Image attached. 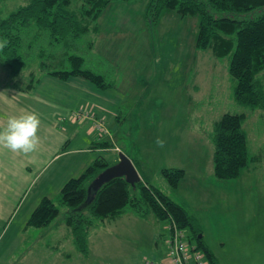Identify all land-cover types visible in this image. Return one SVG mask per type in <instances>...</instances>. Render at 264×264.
Here are the masks:
<instances>
[{
  "label": "rangeland",
  "instance_id": "rangeland-1",
  "mask_svg": "<svg viewBox=\"0 0 264 264\" xmlns=\"http://www.w3.org/2000/svg\"><path fill=\"white\" fill-rule=\"evenodd\" d=\"M146 1L110 3L98 19L94 47L87 48L91 40L87 35L76 52L85 57L87 68L115 81L114 87L101 92L113 100L107 109L98 110L74 95L70 83L48 75L34 90L17 87L0 65V118L7 121L9 116L35 111L40 126L49 123L52 154L65 148L86 149L95 140L113 142L115 149L98 152L96 157H104L112 166L123 154L136 163L140 178L196 218L202 230L199 235L224 264H264V114L234 101L227 58L220 60L195 48L197 16L168 12L159 23H150ZM26 2L2 0L0 18ZM83 106L103 118L110 136L90 120H69L70 110ZM224 113L245 114L249 152L258 158L230 180L213 173L210 133ZM158 137L165 141L162 148L155 143ZM3 149L1 160H5ZM78 155L79 151L67 157ZM67 157L52 159L48 169L31 177L19 193L22 199L0 224V264H143L146 259L166 264L170 221L153 215L126 214L108 227L93 230L87 258L77 251L68 231L65 236L63 209L50 226L23 231L42 197L55 196L68 179L81 174L83 169L60 166ZM59 168L62 174L57 176ZM164 168L185 171L177 188L163 176ZM251 228L260 231L253 240ZM187 233L196 243L194 233L190 229Z\"/></svg>",
  "mask_w": 264,
  "mask_h": 264
},
{
  "label": "trees",
  "instance_id": "trees-1",
  "mask_svg": "<svg viewBox=\"0 0 264 264\" xmlns=\"http://www.w3.org/2000/svg\"><path fill=\"white\" fill-rule=\"evenodd\" d=\"M140 1L27 0L0 18V41H8L7 47L0 50V65L16 84L21 85V77L26 74L28 89L36 87L44 75L61 81L78 77L98 90L111 89L115 81L87 68L85 57L76 52L87 35L91 36L87 48L94 47L99 34L98 19L110 3ZM168 12L181 17L197 16L195 48L210 51L220 60L227 58L234 101L264 114V0L146 1L145 16L150 23H159ZM244 122V113H224L213 123V173L218 179H235L258 159L250 155ZM98 145L112 147L109 140ZM109 166L104 157L96 158L79 176L68 179L56 196L43 197L31 212L26 227H47L63 209L72 242L82 256H87L90 234L107 221L127 212L139 218L153 215L157 220L174 222L178 228L190 229L196 248L204 253L209 264H219L199 235L202 230L196 218L143 178L130 184L124 177H114L96 191L91 189L94 179ZM162 174L171 187L177 188L185 171L164 168Z\"/></svg>",
  "mask_w": 264,
  "mask_h": 264
},
{
  "label": "crops",
  "instance_id": "crops-1",
  "mask_svg": "<svg viewBox=\"0 0 264 264\" xmlns=\"http://www.w3.org/2000/svg\"><path fill=\"white\" fill-rule=\"evenodd\" d=\"M45 76H47V75L41 76L40 77L41 80ZM51 77L55 78L53 76H51ZM21 78H22L21 79L22 80L21 85L17 84V87H20V88L24 87L28 91L35 89V87L31 88V89H28L26 87L27 80H28V76H26V74L22 75ZM55 79H57V78H55ZM63 82L70 83L71 91L74 95L80 96V98H82V100L84 99L86 102L87 101L92 102L91 105L92 106L95 105L98 110H101L102 108L107 109L106 104H109V102L113 101L112 99H110L108 97H104L101 94V92H103V91L98 90L92 84H90L89 82H87L84 79H81L78 77H73V78H70L67 81H63ZM10 84H11L10 86L14 87V84L11 83V81H10ZM85 106H83V108ZM79 109H81V108H79ZM75 110H78V108L76 109V107H73L72 110H70V113H73ZM96 112H98V111H96ZM92 113L95 115L96 118L103 120V118H101V116L98 113H94L93 110H92ZM67 119H68V117L63 118V122L66 123L68 121ZM2 120L4 121V126H6V123H7L6 119L1 117L0 118L1 124H3ZM69 120L73 123H75L77 121L82 122L84 120L92 121L91 119H86V118L81 119V120H73V119H71V115H69ZM62 127H63V125H61V130H63ZM2 128L3 127L0 125V129H2ZM64 130H65V132H67V129L64 128ZM108 132H110V131H108ZM50 133H51V130H50L49 123L47 124L46 127H44V125L40 126L39 131H38V136L40 137V143L34 152L24 154L21 152H13V151L8 150V149H3V156L5 157V160L0 159V224L4 220H6L8 217H10V215L13 213L12 211H13L15 205H17L19 203V201L22 199L23 194L21 196H19V193L24 189V186L27 185V183L29 182L31 177H33V176L37 177V176L41 175L42 173H44L45 170H47L48 167L50 166L52 159L57 158L56 160H58V159H61L63 157L71 156L72 153H74V152L78 153V151H79V154H81V155H78L77 157H69V158L67 157L64 161L61 162L60 166L65 167L66 169L79 168V169L84 170L96 158H98V157H96V154L98 152L115 149L113 142H111L112 143L111 148H104V147L98 145V143L102 142V141L95 140V141H91L90 146H88L86 149L81 148V149L69 150V149L65 148V150H63L62 152H55L52 154L51 146H50L51 145ZM102 134H104V133H102ZM104 135L110 136V133L104 134ZM69 141H70V139L68 138L67 142L69 143ZM103 141H105V140H103ZM0 149H2V148H0ZM1 155H2V153H1ZM1 155H0V158H1ZM67 163L72 164V165H68ZM83 170H81L80 173H82ZM61 174L62 173H60V168H59L58 171L55 173V175L59 176ZM21 185H22V187L20 188ZM58 192H57V194H58ZM47 197H49V196H47ZM126 214L130 215L132 213L131 212L124 213L115 219L107 221L105 223V225H102L98 228L108 227L112 222H116V221L120 220L121 218L126 216ZM29 228H34V227H26V224H25L23 231L26 232ZM256 232L260 233V231L258 229L256 230ZM256 232L253 230V228H251V230L249 231L250 239L253 240L256 237ZM65 236L67 237V227L65 229ZM236 243H237V241H236ZM212 251L214 252L216 257L218 258L219 264H224L220 255L217 254L214 250H212ZM89 252H88L87 256H83V257L87 258L89 256Z\"/></svg>",
  "mask_w": 264,
  "mask_h": 264
},
{
  "label": "clouds",
  "instance_id": "clouds-1",
  "mask_svg": "<svg viewBox=\"0 0 264 264\" xmlns=\"http://www.w3.org/2000/svg\"><path fill=\"white\" fill-rule=\"evenodd\" d=\"M7 45L6 39L0 41V50ZM40 125V117L35 111H25L20 115L9 117L6 126L0 129V148L24 154L34 152L40 143L38 136ZM155 143L162 148L165 141L158 137Z\"/></svg>",
  "mask_w": 264,
  "mask_h": 264
},
{
  "label": "built area",
  "instance_id": "built-area-1",
  "mask_svg": "<svg viewBox=\"0 0 264 264\" xmlns=\"http://www.w3.org/2000/svg\"><path fill=\"white\" fill-rule=\"evenodd\" d=\"M91 119L96 129L104 134H109L103 120L98 119L90 110L84 108L75 110L71 114V119ZM168 243V260L166 264H209L204 253L196 248L189 240L186 230L178 228V226L171 222L169 226ZM143 264H158L152 260H145Z\"/></svg>",
  "mask_w": 264,
  "mask_h": 264
},
{
  "label": "water",
  "instance_id": "water-1",
  "mask_svg": "<svg viewBox=\"0 0 264 264\" xmlns=\"http://www.w3.org/2000/svg\"><path fill=\"white\" fill-rule=\"evenodd\" d=\"M114 177H124L130 184H135L141 180L132 161L127 156L120 154L119 161L116 164L107 167L94 179L91 189L96 191L105 182Z\"/></svg>",
  "mask_w": 264,
  "mask_h": 264
}]
</instances>
